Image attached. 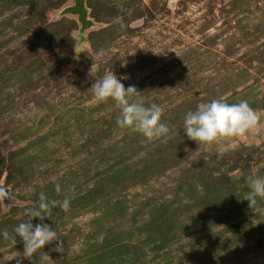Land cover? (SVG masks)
<instances>
[{
  "label": "rangeland",
  "instance_id": "rangeland-1",
  "mask_svg": "<svg viewBox=\"0 0 264 264\" xmlns=\"http://www.w3.org/2000/svg\"><path fill=\"white\" fill-rule=\"evenodd\" d=\"M74 6L0 0V264L42 192L71 201L44 220L65 250L23 264H264V199L244 200L264 177V0H84V20ZM93 62L163 108L167 142L118 127ZM221 97L247 100L259 131L197 150L184 118Z\"/></svg>",
  "mask_w": 264,
  "mask_h": 264
},
{
  "label": "clouds",
  "instance_id": "clouds-1",
  "mask_svg": "<svg viewBox=\"0 0 264 264\" xmlns=\"http://www.w3.org/2000/svg\"><path fill=\"white\" fill-rule=\"evenodd\" d=\"M119 23L121 28L125 25L120 18L114 21ZM104 56L103 50L96 54V60ZM96 65L93 62L88 73L95 77L89 89L97 102L112 100L119 109L116 123L119 128L130 130L141 134L146 141L153 142L170 139V128L162 122L163 108L156 103L146 106L143 94L134 85L121 83L113 71L105 72L99 78L95 75ZM88 90V91H89ZM260 115L253 109L247 100L229 103L223 97L212 99L209 102L200 103L195 111H189L184 118L183 131L187 138L194 141L198 148L205 152L213 147H220L228 141L246 137L249 134L259 131ZM196 150V151H197ZM185 151H188L186 148ZM222 155V151L218 153ZM249 191L244 200L249 201V207L257 204V198L264 199V177L248 176L246 178ZM60 193V185L55 188ZM5 190L0 187V200L6 199ZM71 201L69 198L61 202L49 201L45 193L39 194L38 202L24 211V219L10 234L5 230L2 235L5 240H10L14 245L17 237L23 242V252H17L12 259L16 264H23L25 259L33 260L45 245L55 242L53 251L63 254L64 240L63 233L52 229L49 224L44 223L46 218L51 219L52 206H59L62 210L68 211ZM33 219H39L40 223L33 225ZM45 256L49 257L44 253ZM11 259V260H12Z\"/></svg>",
  "mask_w": 264,
  "mask_h": 264
},
{
  "label": "water",
  "instance_id": "water-1",
  "mask_svg": "<svg viewBox=\"0 0 264 264\" xmlns=\"http://www.w3.org/2000/svg\"><path fill=\"white\" fill-rule=\"evenodd\" d=\"M83 2L84 0H75V6L71 9V12L80 14L81 20H84V15H85Z\"/></svg>",
  "mask_w": 264,
  "mask_h": 264
}]
</instances>
